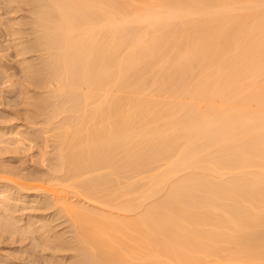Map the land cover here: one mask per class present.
<instances>
[{
  "label": "bare ground",
  "instance_id": "6f19581e",
  "mask_svg": "<svg viewBox=\"0 0 264 264\" xmlns=\"http://www.w3.org/2000/svg\"><path fill=\"white\" fill-rule=\"evenodd\" d=\"M0 4L28 123L0 125V234L46 264H264V0Z\"/></svg>",
  "mask_w": 264,
  "mask_h": 264
},
{
  "label": "rangeland",
  "instance_id": "374dc122",
  "mask_svg": "<svg viewBox=\"0 0 264 264\" xmlns=\"http://www.w3.org/2000/svg\"><path fill=\"white\" fill-rule=\"evenodd\" d=\"M1 5V4H0ZM3 6V5H2ZM1 10H3V8L1 7V9H0V12L1 13H3V12H5V10H3V12L1 11ZM0 13V14H1ZM6 14L4 13L3 15L1 14V17L3 16H5ZM11 15V16H10ZM10 15H6L7 17H6V19H8L9 20V17L11 18V17H13L12 16V14H10ZM21 15V14H20ZM19 14H17V15H15L14 17H18V16H20ZM0 17V24H3L5 27H7L8 25L6 24V22L8 21H6V22H4L3 21V19L5 20V18H1ZM3 21V23H1ZM9 22V21H8ZM7 22V23H8ZM2 26V25H1ZM1 26H0V29H1ZM2 28L3 29H1L0 30V33H1V35L3 36H1L0 35V45L1 46H3L4 44L6 45V44H8V47H9V44H10V39H8V41H9V43H7V40H6V38L7 37H9V38H12L11 36H9L8 34V36H4L3 34H5L4 32L6 31V29H4V27L2 26ZM4 30V31H3ZM7 32V31H6ZM6 35V34H5ZM4 37H6V38H4ZM6 40V41H5ZM3 42V43H2ZM6 42V43H5ZM12 44H13V42H12ZM4 45V46H5ZM11 45V44H10ZM3 46V48H7L6 46L4 47ZM3 48H0V67H1V64H3V65H6V67L8 68V69H10V70H8V71H11V72H4V73H8V74H12V72L13 71H15L16 70V72H14V73H16V76H15V80L17 79V77L18 76H22V73L20 72H17V70H19V69H21L22 67H19L20 66V63H19V61H20V59H21V57H20V59L19 58H17L16 57V53L15 52H13V50H14V48H12V47H9L11 50H9V48H8V50L6 49V51H4V50H2ZM3 51V52H2ZM11 52V54H10V52ZM3 53V54H2ZM4 53L5 54H7L6 56L4 55ZM9 53V54H8ZM14 53V54H13ZM8 57V59H10V60H8L7 58H5V57ZM14 56H15V63L13 62L14 61V59H12V58H14ZM4 57V58H3ZM3 58V59H2ZM28 58H30V56H28ZM2 59V60H1ZM17 59V60H16ZM13 60V61H12ZM19 60V61H18ZM10 61H12V62H10ZM11 64H10V63ZM16 62H18L19 64L17 65L16 64ZM8 64V65H7ZM17 65L18 67H19V69L18 68H16V66L15 65ZM11 65H12V67H11ZM10 66V67H9ZM4 68H5V66H4ZM15 69V70H13L12 71V69ZM4 70H6V69H4ZM3 69H1V71H4ZM14 73H13V75H10V78H12V80L14 79ZM0 79H1V76H2V79L3 80H0V85H1V89H0V91L2 90V88L4 89L5 88V86L4 85H6L5 83H8V84H10L11 83V81H10V83H9V81L8 80H11L10 78H7L8 76L5 74H3V73H1L0 72ZM18 74V75H17ZM12 76V77H11ZM20 77H18L19 79H17V81L18 82H20V80L22 79V77H21V79H20ZM2 81H3V83H2ZM5 81V82H4ZM7 81V82H6ZM22 81H23V79H22ZM21 81V82H22ZM13 82V81H12ZM16 82V81H15ZM14 82V83H15ZM18 82H16L17 84H18ZM24 82V81H23ZM2 84H3V86H2ZM21 84V83H20ZM20 84H19V86L16 88V91L15 90H12V91H14L15 93H13V94H15V95H13L12 94V92H11V94L14 96H12L10 93L8 94V91H7V93H5L6 91L4 90H2V94L1 95H3L4 94V96H1L0 95V103H1V100H2V98L1 97H3L4 98V101L2 100V103H1V105H0V125L1 124H4V126L6 125V126H9V127H17V126H24L23 128H25V125H26V123L24 124V121H23V109L21 108V106L19 107V104L20 105H22L23 104V102H24V100H21L22 99V96L21 95H19L20 94V89H21V86H20ZM23 84V83H22ZM24 84H25V82H24ZM20 88V89H19ZM19 91V93H17L18 94V96H21V97H19L18 99L22 102H20V101H18V100H16L17 99V97H16V92H18ZM6 95H8V96H12L11 98L10 97H8V96H6ZM16 97V98H15ZM23 97H25V96H23ZM6 99V100H5ZM10 99H11V101H10ZM24 99V98H23ZM12 100H14V101H16V105L12 102ZM7 101H8V105H10L11 104V106L12 107H8L7 106ZM10 101V102H9ZM12 102V103H11ZM20 102V103H19ZM5 104H6V106H5ZM13 104V105H12ZM25 105V104H24ZM15 106H18V107H15ZM24 108H25V106H24ZM16 110L18 111V113H19V110H20V114H18V113H16ZM3 111H5L4 113H3ZM7 111V112H6ZM11 111V112H10ZM10 112V113H9ZM13 112H15V113H13ZM25 110H24V116H25ZM27 116V115H26ZM25 118V117H24ZM25 119H27V117L25 118ZM26 121H29L28 119L26 120ZM27 125H28V123H27ZM26 125V126H27ZM2 126V125H1ZM12 156H14V154H12L11 156H10V154L7 156V155H5V159L7 160V159H10ZM28 158H29V156H27ZM13 158V157H12ZM28 158H27V160H28ZM30 159H31V161L30 160H28V161H30V163H32L33 161H38V159H36V158H31L30 157ZM37 163H39V162H37ZM36 163V164H37ZM38 166L40 165V163L39 164H37ZM2 176V175H1ZM5 176V175H4ZM6 177V176H5ZM8 177V176H7ZM10 177V176H9ZM25 214H28V212H25ZM44 255H46V253H43L42 252V250H41V248H36L35 247V245L31 242V240H29V239H27L26 237H22V236H15V237H13V238H10V236L9 235H7V234H3V233H1L0 234V264H8V262H10V263H12V264H46L45 263V258H44ZM47 264H50V263H47Z\"/></svg>",
  "mask_w": 264,
  "mask_h": 264
}]
</instances>
